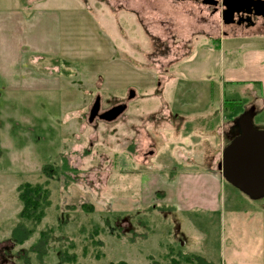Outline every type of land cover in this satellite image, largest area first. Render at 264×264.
Wrapping results in <instances>:
<instances>
[{
  "label": "rangeland",
  "instance_id": "1",
  "mask_svg": "<svg viewBox=\"0 0 264 264\" xmlns=\"http://www.w3.org/2000/svg\"><path fill=\"white\" fill-rule=\"evenodd\" d=\"M222 10L195 0H0V264H264V197L250 199L217 169L233 138L223 117L248 101L264 108L250 86L220 79L247 43L221 38L218 50ZM207 70L217 76L203 79ZM96 98L99 113L126 107L89 121ZM223 99L238 101L232 112ZM253 121L264 129V113ZM185 171L199 187L190 207L174 181ZM23 182L49 191L41 255L29 250L38 232L9 239Z\"/></svg>",
  "mask_w": 264,
  "mask_h": 264
},
{
  "label": "water",
  "instance_id": "2",
  "mask_svg": "<svg viewBox=\"0 0 264 264\" xmlns=\"http://www.w3.org/2000/svg\"><path fill=\"white\" fill-rule=\"evenodd\" d=\"M221 6L224 24L233 23L234 15L238 14H246L245 21L250 20L251 16L264 18V0H221ZM133 94V90H130L129 98ZM125 107V104L116 105L98 117L105 121L114 120ZM98 109L99 99L96 98L89 121H92ZM253 115V108H249L236 119V136L223 148L217 169L229 184L247 197L259 199L264 197V129L253 125Z\"/></svg>",
  "mask_w": 264,
  "mask_h": 264
},
{
  "label": "crops",
  "instance_id": "3",
  "mask_svg": "<svg viewBox=\"0 0 264 264\" xmlns=\"http://www.w3.org/2000/svg\"><path fill=\"white\" fill-rule=\"evenodd\" d=\"M225 30H224L225 33L222 32V36L220 35V36L214 37L215 39H217V43L219 44L218 50H220L221 38H225V40H228V42H234V43L235 42H238V43L247 42V43L245 44L246 47L243 48V50H241V52L239 53L238 67L232 68L233 67L232 66L230 68H227L226 71L220 72V79L226 83H230V82L231 83L232 82L244 83L245 86H250L249 88H251L254 91L253 93L255 94L256 97H259L260 99H263L264 101V45H262V42H261L264 40V34L259 35L257 32L253 33L250 36L249 34L245 35L244 33L238 34L235 30H241L242 32H244L246 30L249 31L250 29L242 28L237 25L227 26ZM254 40H256L257 43L252 42ZM240 69L249 72V76H245V77L239 76L238 71ZM215 75L217 76V74H214V75L210 74V71L207 70L205 75L202 78L210 79L211 77ZM198 80H202V79L199 78ZM248 102L244 106V108L245 109L253 108L254 115L252 117V123L253 125H255L256 123L253 121L254 118L262 115L264 113V108H262L263 109L262 111H259V110L256 111L257 107H255V105L252 103L248 104ZM221 104L223 106V102ZM233 109H230L229 111L232 112ZM239 116L240 114H231L230 116L223 117V118L224 120H228L229 123L231 122L233 126H235V121ZM218 127L219 126H217V128ZM216 133H218L217 130H216ZM215 148H217V145ZM187 173H188L187 171L179 173L176 175L174 179V181L177 184V187L179 188L178 189V195H179L178 204L182 205V207H190V204L193 205L192 203H195V199L193 197L195 196L196 190L199 188L197 187L196 184H193V182L191 181V177L187 175ZM205 177L210 181V183H212L211 185H213L215 182L217 184V181L211 179L213 176L210 178L209 175L207 176L205 175ZM193 179H196L198 182L200 180V177L196 178L194 176ZM204 181H207V180L204 179Z\"/></svg>",
  "mask_w": 264,
  "mask_h": 264
},
{
  "label": "trees",
  "instance_id": "4",
  "mask_svg": "<svg viewBox=\"0 0 264 264\" xmlns=\"http://www.w3.org/2000/svg\"><path fill=\"white\" fill-rule=\"evenodd\" d=\"M223 107L224 109H233L235 105L238 103L237 100L229 99L223 100ZM247 109V108H246ZM245 109V110H246ZM256 110V109H255ZM258 111V109L256 110ZM234 123V121H233ZM233 126L232 123L229 125V130L226 134H229L231 127ZM2 150L0 149V153ZM52 167L50 165H45L44 170L48 171L47 169ZM16 195L17 200L20 203V209L17 213V220H15L14 228L11 232L10 240L13 243L22 244L25 242L29 237H31L35 231L38 232L37 238L29 247V250L34 251V254L41 255L45 246L49 241V236L51 234V229L43 227L39 231H37L36 227L40 224L45 216V210L50 204L49 200V191L44 183H29L23 182L20 183L16 187ZM83 211L89 212L92 211V207L90 205H83ZM179 264L177 260H170L168 262H163L161 264ZM109 264H127L124 261H118L115 263Z\"/></svg>",
  "mask_w": 264,
  "mask_h": 264
},
{
  "label": "flooded vegetation",
  "instance_id": "5",
  "mask_svg": "<svg viewBox=\"0 0 264 264\" xmlns=\"http://www.w3.org/2000/svg\"><path fill=\"white\" fill-rule=\"evenodd\" d=\"M195 1L205 2L208 6H210L212 14L217 13L218 10H219V7L221 8V6H219L218 3H216L217 0H201V1L200 0H195ZM245 18H247L246 14L234 15L233 23L226 24V26L237 25L239 27L246 28V29H260V30L264 27V18L263 17L251 16L250 17L251 19L248 20V21L243 20ZM258 20H261V21H258ZM247 110L248 109H246L245 111H247ZM100 114L101 113H99V109H98V112H97L96 115L99 116ZM96 115L94 117H96ZM226 135L227 136H232L234 138L236 136V134H235V126L231 127V129L229 131V134H226Z\"/></svg>",
  "mask_w": 264,
  "mask_h": 264
}]
</instances>
